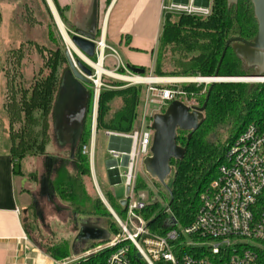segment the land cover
Returning a JSON list of instances; mask_svg holds the SVG:
<instances>
[{
  "label": "trees",
  "instance_id": "16d2710c",
  "mask_svg": "<svg viewBox=\"0 0 264 264\" xmlns=\"http://www.w3.org/2000/svg\"><path fill=\"white\" fill-rule=\"evenodd\" d=\"M57 10L60 14L58 7ZM256 30L257 20L251 0H237L236 2L212 0L211 13L206 16L167 13L158 40L153 74L174 77L212 75L216 70L226 39L237 35L250 39ZM166 62H172V68H165ZM48 66L49 71L37 77L30 91L25 88L21 92L18 108V113L23 112L21 139L10 148L0 145V152L5 150L9 152L13 171L17 173H20L17 169L19 161H15V156L23 155L33 146L43 147L49 141V115L61 87L62 73L59 75L54 65ZM145 68L148 69V67ZM252 69V67L245 66L243 60L233 52L231 46H228L219 65L218 74H248ZM117 83L121 84L119 81ZM259 83L262 86L256 91L242 81L214 82L204 109L203 122L193 131L189 139L185 135L182 141L177 140L182 145L187 144L186 151L181 159L171 158V172L167 178V184L172 192L169 209L175 214L179 225L189 223L194 217L199 205V194L216 175L218 165L222 162L231 139L250 121L264 125V81H259ZM182 84L185 89L189 87L187 82H182ZM140 87L141 84L129 85L120 89L101 88L97 99L96 131L98 129L130 131L140 102ZM245 92L250 97L244 96ZM242 95L244 102L248 101L244 112L239 111L241 106L239 99ZM92 96L93 90L87 88L86 105L78 137L73 147L67 151L68 156L66 157L73 161L72 169L69 170L65 166L59 167L60 172L58 171L55 178L50 179L49 184L54 191L58 192L61 199L67 202L66 207L72 208L70 211L95 215L100 226L108 230L109 234H115L118 227L103 218L105 215L112 216L111 212L96 190L94 195H90L85 184L86 177L91 179V172L88 156L81 151V148L90 137L91 115L87 123L86 112L91 110ZM115 97H119L122 104L115 111L110 112V101ZM203 99L205 98L202 95L200 103L204 101ZM37 111L40 113L37 114ZM227 112L234 116L235 121L238 120L237 125L224 143L213 144L208 140L207 133L224 118ZM19 119H21L20 114H18ZM205 123L208 124L207 128H204ZM180 131L185 134L188 132L184 129H178L177 132ZM160 186L166 191L169 201V192L161 184ZM155 205V203H149L146 207L145 216L147 218L154 212ZM32 209L35 210L33 205ZM165 211L160 210L153 216L155 219L150 224L151 229L158 232L164 230L162 220ZM66 252V247H60L57 244L51 250L54 257L66 254ZM130 257L134 264H144L134 252L130 253Z\"/></svg>",
  "mask_w": 264,
  "mask_h": 264
},
{
  "label": "rangeland",
  "instance_id": "374dc122",
  "mask_svg": "<svg viewBox=\"0 0 264 264\" xmlns=\"http://www.w3.org/2000/svg\"><path fill=\"white\" fill-rule=\"evenodd\" d=\"M0 1L3 4L4 13L0 33L1 147L10 148L14 143L19 142L22 137L21 125L23 121V112L18 113L20 97L22 95L21 92L25 88L30 91L37 77L49 71L48 65H54L59 75L62 73L61 87L55 99L53 110L49 115V141L45 143L43 147L33 146V148H29L27 152H24L23 155L15 156V161H19L17 162V169L26 176L28 182H31L30 184L33 185L35 192L38 191L40 180L43 179L47 185V194L37 197L39 202L38 210L35 209V211L32 209V205H34L32 200L30 201L29 199L28 201L27 211L24 214V227L27 236L31 238L39 249L49 256V260L51 258L64 259L73 257L87 249L104 243V241L100 239H89L87 242L77 243L74 249L72 247L74 236L78 231V216L82 214L88 215L95 221H98V218L90 213L70 211L72 208L69 209L66 207L67 202L61 199L58 192L53 190L49 182L50 179L52 180L57 176L59 167L61 168L62 166L63 168V166H65L69 170L72 169L73 161L66 157L68 156V152L65 150L61 151L59 147L65 142L74 141L77 138L81 118L85 110L87 88L93 90L91 110H87L86 112L87 123L90 120V115L92 119L95 108L97 116L98 100L95 101L94 99V83L92 81L86 83L77 78L68 69L69 65L64 55V49L67 43L62 37L61 30L57 26L46 0ZM63 23L66 30H68L64 21ZM69 35H71L70 32ZM67 46L71 49L74 59L82 60L68 44ZM59 52L62 56H60ZM57 54H59V56H57ZM90 59L96 62V56L90 57ZM112 60L113 58L107 57L105 66L112 67L114 63ZM172 66V62L165 63V68H172ZM92 70L94 71L93 68ZM96 73L98 75L97 71ZM143 74L148 76L152 75L153 66L148 67ZM159 77L174 76L162 75ZM101 80L103 82L102 88L106 89H120L129 85H139L127 84L124 80L108 74H102ZM118 81L121 84H118ZM182 82H187L189 87L187 89L183 88ZM242 82L249 84L250 87H253V90L256 91L262 86L259 81ZM140 84V102L138 103L137 115L130 131L140 130L143 126L150 125L152 114L157 111H162L165 108H158L152 103L147 104L146 88L148 84ZM209 84L208 81H180L171 86L186 92V94L181 97L185 103L192 102L191 105H201L203 101L200 103V98L202 95L205 98ZM159 85L167 86L170 84L161 83ZM243 95L250 97L247 92ZM243 95L239 99V101H241L240 112H244L248 106V101L244 102ZM121 104L122 101L119 97L113 98L110 101V112L115 111ZM39 113L40 111H37V114ZM18 114L21 116L19 120ZM237 122L238 120L235 121L234 116L227 112L224 118L218 121L215 127L207 133L208 140L213 144L224 143L233 133ZM207 127L208 124L205 123L204 128ZM105 130L106 129H98L96 131L93 173L106 200L110 202L112 208L124 218L125 211L121 203L125 192L124 176L122 175L121 180L118 182H113L110 177L107 162L112 158V154L109 151V137L105 135ZM185 135L187 136V133L185 134L182 131L177 132V140L182 141ZM178 143L181 144L180 142ZM173 169L174 165L172 166V170ZM120 170L124 172L125 167L120 166ZM136 176L137 190L142 192L149 202L156 204L154 212L148 218L150 219L166 207L168 195L160 186L159 181L146 171L143 162L138 164ZM85 184L90 195H94V193L97 192H95L96 188L93 179L86 177ZM103 218L117 227L112 216L105 215ZM175 220V214L170 209H167L163 214L162 222H175ZM56 244L60 247H66V254L54 257V255L51 254V250Z\"/></svg>",
  "mask_w": 264,
  "mask_h": 264
},
{
  "label": "built area",
  "instance_id": "2783aa9c",
  "mask_svg": "<svg viewBox=\"0 0 264 264\" xmlns=\"http://www.w3.org/2000/svg\"><path fill=\"white\" fill-rule=\"evenodd\" d=\"M161 9L165 13L206 16L211 13L212 0H171L162 2ZM94 42L95 61L102 56L101 65L122 75L120 79L127 84H148L147 104L164 108L170 100L181 99L186 94L171 85L195 81L146 82L141 79L144 74L131 70L116 48L106 43L102 36L95 38ZM109 56L114 59L112 67L105 66ZM101 76L95 70L89 76L94 83L95 101L103 86ZM161 83L170 85L160 86ZM152 132L149 124L128 132L105 130L111 138L109 151L112 158L107 162L110 177L120 181L124 176L122 204L125 216L122 218L104 197L93 173L94 109L90 137L81 151L88 156L96 191L109 207L118 231L103 239L104 243L73 257L52 259V264H134L130 257L133 252L144 264H264V125L254 121L245 124L227 145L216 175L200 192L199 205L192 220L185 225H179L177 219L175 222L163 221L162 232L151 229L147 223L149 219L145 212L151 202L136 187V169L150 152ZM120 166L125 167L124 172Z\"/></svg>",
  "mask_w": 264,
  "mask_h": 264
},
{
  "label": "crops",
  "instance_id": "0c3cea01",
  "mask_svg": "<svg viewBox=\"0 0 264 264\" xmlns=\"http://www.w3.org/2000/svg\"><path fill=\"white\" fill-rule=\"evenodd\" d=\"M52 1L55 7L59 8L61 20L67 25L70 34L75 27L94 32L95 38L102 36L106 43L115 47L125 63L144 67L154 65L159 36L167 14L162 11L161 3L171 0ZM3 18V4L0 1V33ZM76 140L77 138L65 142L59 149L69 151ZM110 141L109 137V146ZM30 183L24 174L13 171L9 152L1 151L0 264H51L52 258L49 260V256L33 243L24 227V214L29 199L34 202L33 206L38 210L37 197L47 194V185L43 179L40 180L36 192ZM105 205L107 206L106 203ZM16 208H19V211ZM85 216L91 222L98 224L88 215ZM24 235L27 238H24Z\"/></svg>",
  "mask_w": 264,
  "mask_h": 264
},
{
  "label": "water",
  "instance_id": "95a60500",
  "mask_svg": "<svg viewBox=\"0 0 264 264\" xmlns=\"http://www.w3.org/2000/svg\"><path fill=\"white\" fill-rule=\"evenodd\" d=\"M53 14L55 22L57 20L54 11L59 16L57 9L52 0H46ZM237 0H228V2H236ZM253 12L257 20V30L255 34L247 39L242 36H231L226 39L220 58L217 63L214 74L209 76L224 77V79H211L208 82L209 87L206 91L205 99L201 105H188L181 99H172L168 102L162 111H157L152 114L150 127L152 128V140L149 148V154L144 156L142 162L146 171L155 177L159 183L169 192L170 199L163 209L167 210L172 200V192L167 184V178L171 172V158H183L186 146L177 142L178 129L188 130L187 139H189L194 130H196L203 122L205 114L204 109L210 94L212 85L216 81H245L243 78H234L249 75H264V0H251ZM60 17V16H59ZM58 26V24H57ZM69 34V30H66ZM95 33L85 30L80 27H75L70 35L73 44L89 58L95 55ZM63 37V36H62ZM228 46H231L233 52L239 56L245 66L252 67V71L244 75H219L218 68ZM64 53L71 72L79 79L90 83L92 79L89 77L92 74V68L89 64L82 60L74 59L71 49L65 46ZM128 67L139 73H145L146 68L143 66L129 65ZM205 76V75H202ZM82 119V118H81ZM81 123V122H80ZM118 182L119 178L112 180ZM124 203V200H121ZM108 207V206H107ZM109 209V207H108ZM110 211V209H109ZM155 217L148 220V224L154 221ZM78 231L74 236L72 247L79 242H84L89 239H106L109 236L108 230L88 220L85 215H80L77 218Z\"/></svg>",
  "mask_w": 264,
  "mask_h": 264
},
{
  "label": "bare ground",
  "instance_id": "6f19581e",
  "mask_svg": "<svg viewBox=\"0 0 264 264\" xmlns=\"http://www.w3.org/2000/svg\"><path fill=\"white\" fill-rule=\"evenodd\" d=\"M55 13V17L56 20L58 21V27L61 30L62 36L65 40V42L77 53V55H79V57L83 60V62L85 61V63L87 62L90 66H92L94 68L95 71L98 72V75L101 76L102 73L111 75V76H115L118 78L123 77L122 75H120L119 73L110 70L106 67H104L103 65H101V60H102V56L100 57L99 61L94 62V60L92 61L88 56H86L84 53H82L72 42L70 35L67 33L65 25L63 23V21L61 20V18L57 15V13L54 11ZM72 52V51H71ZM234 78H243L245 81H259L260 79H264V75H249V76H240V77H234ZM142 80L146 81V82H155V81H159V80H195V81H209L211 79H224V77H214V76H177V77H159V76H155V75H144L141 77Z\"/></svg>",
  "mask_w": 264,
  "mask_h": 264
},
{
  "label": "flooded vegetation",
  "instance_id": "af4514ba",
  "mask_svg": "<svg viewBox=\"0 0 264 264\" xmlns=\"http://www.w3.org/2000/svg\"><path fill=\"white\" fill-rule=\"evenodd\" d=\"M73 50V49H72ZM74 51V50H73ZM75 52V51H74ZM76 53V52H75ZM77 54V53H76ZM79 56V55H78ZM78 221V220H77Z\"/></svg>",
  "mask_w": 264,
  "mask_h": 264
}]
</instances>
